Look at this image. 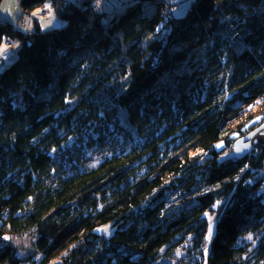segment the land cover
Masks as SVG:
<instances>
[{"label":"trees","instance_id":"16d2710c","mask_svg":"<svg viewBox=\"0 0 264 264\" xmlns=\"http://www.w3.org/2000/svg\"><path fill=\"white\" fill-rule=\"evenodd\" d=\"M125 1L0 21V264H264V0Z\"/></svg>","mask_w":264,"mask_h":264},{"label":"rangeland","instance_id":"374dc122","mask_svg":"<svg viewBox=\"0 0 264 264\" xmlns=\"http://www.w3.org/2000/svg\"><path fill=\"white\" fill-rule=\"evenodd\" d=\"M176 2H179V1H176ZM96 3H98V6H100L101 4L100 0L99 1L96 0ZM45 4L49 5V7L45 8ZM126 4H127V1H125L124 5H121L120 7H118V11L123 10ZM178 5L179 6L175 12L176 15H180L184 12V10L181 11V9L185 8L186 3L185 1H182ZM42 9H48L49 14H47V16H43L41 13ZM21 14L22 12H21L20 6L18 5L17 0H1L0 2V21H7V22H10L16 25L18 22V19L20 22ZM31 14L33 17H36L37 19H39L41 21V24L45 25L44 27H42L43 29L49 28L48 25L50 24L46 25V23L48 22L51 23L50 18H53L55 16L57 17L54 8L48 2L44 3L43 6H39L35 8L34 10H32ZM27 24H26L27 27L24 28V31H29L31 23L28 22ZM51 24L54 26L53 23ZM58 26L60 25H57L54 27H58ZM9 42L12 44H10ZM18 46H19V42L17 38L13 37L12 35H5L3 37L2 43L0 45V70L6 67L7 65H9L15 59ZM210 221H211L210 225H211L212 231H211L210 237H209V231H208V235H207L208 240L212 237L214 230H215L214 215L210 216ZM96 230L98 233L111 234L113 232V227L106 224V225H101L100 227H97ZM19 242L23 243L24 240H19Z\"/></svg>","mask_w":264,"mask_h":264},{"label":"water","instance_id":"95a60500","mask_svg":"<svg viewBox=\"0 0 264 264\" xmlns=\"http://www.w3.org/2000/svg\"><path fill=\"white\" fill-rule=\"evenodd\" d=\"M1 2V0H0ZM264 122L249 134L238 138L234 143L232 155L242 157L246 153L254 150L256 147L264 144ZM244 145H248L247 148Z\"/></svg>","mask_w":264,"mask_h":264},{"label":"crops","instance_id":"0c3cea01","mask_svg":"<svg viewBox=\"0 0 264 264\" xmlns=\"http://www.w3.org/2000/svg\"><path fill=\"white\" fill-rule=\"evenodd\" d=\"M69 1H73V0H69ZM95 3H96V0H93ZM99 1V0H98ZM124 1V0H123ZM100 6H102V7H104L105 9H107V11L110 13V12H113V11H115L116 9H117V7H119L118 5H117V0H100ZM97 5H98V3H96ZM178 8V7H177ZM42 10H45V9H42ZM48 10V9H47ZM183 9H181V11H182ZM22 12V11H21ZM22 14H23V12H22ZM22 14H21V16H22ZM20 16V17H21ZM56 17V16H55ZM55 17H53V18H50V21H51V23H53L54 24V26H57V25H60L62 22H61V20H59L57 17L55 18ZM36 18V17H35ZM35 20V19H34ZM31 21V22H29V23H31V25H30V28H29V30H33V29H35V27L36 26H39L41 29H43L42 27H44L45 25H43V24H41V21L39 20V19H37L36 18V20L35 21ZM18 22H19V19H18ZM17 22V24H16V26L18 27V28H26L27 27V25H25V26H22V24H20V22L18 23ZM51 23H46V25L47 24H50V25H48L49 26V28L50 27H52L53 25L51 24ZM46 28V27H45Z\"/></svg>","mask_w":264,"mask_h":264},{"label":"snow or ice","instance_id":"6c2138e0","mask_svg":"<svg viewBox=\"0 0 264 264\" xmlns=\"http://www.w3.org/2000/svg\"><path fill=\"white\" fill-rule=\"evenodd\" d=\"M47 7H49V5L45 4V8H47ZM257 119H260V117H257ZM262 127H264V126H262ZM221 146L222 145H219V144L217 145V147H221ZM244 147L247 148L248 145H244ZM211 231H212L211 225H209V237L211 236ZM3 239L7 240V239H9V237L5 236V237H3ZM249 239H251V236H249Z\"/></svg>","mask_w":264,"mask_h":264},{"label":"built area","instance_id":"2783aa9c","mask_svg":"<svg viewBox=\"0 0 264 264\" xmlns=\"http://www.w3.org/2000/svg\"><path fill=\"white\" fill-rule=\"evenodd\" d=\"M20 1H22V0H17L18 5H19ZM42 14H46V11L43 10V11H42ZM27 18H32V16H31V15H25L24 17L21 18V23H22V24H26V20H27Z\"/></svg>","mask_w":264,"mask_h":264}]
</instances>
